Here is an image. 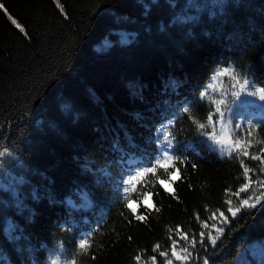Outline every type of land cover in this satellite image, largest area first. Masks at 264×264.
Returning <instances> with one entry per match:
<instances>
[{
	"label": "trees",
	"instance_id": "trees-1",
	"mask_svg": "<svg viewBox=\"0 0 264 264\" xmlns=\"http://www.w3.org/2000/svg\"><path fill=\"white\" fill-rule=\"evenodd\" d=\"M229 66L264 90V0H0V151L10 155L0 163L16 179L0 188V264H135L170 246L169 228L198 235L195 217L226 209L243 169L202 143L182 111L177 154L189 163L178 165L176 199L160 190L161 211L130 223L118 182L154 162L156 128L178 103L192 101L205 122L211 102L199 90ZM253 136L255 154L264 126ZM240 215L190 264H264V206ZM85 236L89 252L77 255Z\"/></svg>",
	"mask_w": 264,
	"mask_h": 264
},
{
	"label": "snow or ice",
	"instance_id": "snow-or-ice-1",
	"mask_svg": "<svg viewBox=\"0 0 264 264\" xmlns=\"http://www.w3.org/2000/svg\"><path fill=\"white\" fill-rule=\"evenodd\" d=\"M57 7L63 12V8L59 3H57ZM8 18L14 26L24 32V29L15 19L11 16ZM225 76L235 81L230 89L232 103L239 100L240 104H243L246 99H241V94L249 97L258 96L259 100L264 102V90L260 87H255L247 77H241L231 66L218 67L211 76V82L199 90V99L211 102L205 122H201L193 115L195 104L192 101H183L182 110L178 103L177 110L172 112L171 118L166 117L165 122L156 128L154 140L156 157L154 162L149 161L150 166L145 165L136 170L134 174L129 173L126 178L122 177L118 182V189L122 186L124 207L130 214V223L132 221L147 223L153 211L156 213L161 211L153 199L154 196L160 195V190L176 199L173 185L183 179V170L178 165L189 163L186 155L177 154L180 151V141L177 136L183 129L176 128V121L180 118L181 111L186 114V119L191 121V126H194L198 136L203 138L202 143L210 142L209 146H215L213 150L219 148L222 155L228 154L231 156L235 154L236 158L240 160V166L243 169L244 182L235 191L231 189L225 190L227 199L224 200V205L227 206L226 209L217 208L211 212L206 221L202 220L198 215L195 217L201 229L198 235L184 231L180 225H177L175 229L169 228L168 232L170 235L168 240L170 241V246L162 250L161 246L156 244L151 249V252L155 255L149 256L147 260L143 259V253L136 254L133 257L135 264H190L194 250L198 245L201 248L209 244L213 248L217 247V241L223 235L225 228L243 219V215H240L241 213L247 215L257 205L264 206V179H253L256 172L245 163V160L248 159L258 161L260 165L259 171L264 174V147H260L255 154L249 150L254 147L252 143L253 134L257 128L264 126V122H249L245 125L244 123L234 122L235 114L233 116L226 115L232 109L228 106L226 93L221 92L216 87L217 82ZM178 86L176 82L172 83L173 88ZM214 93H219V98H213ZM256 143L260 144L261 142L257 140ZM186 147L194 150L192 143H187ZM5 155V151H0V157ZM191 167L196 170L198 165L193 163ZM148 184H151V188L155 189V191L150 190L147 187ZM157 185L159 186L158 188ZM133 193L136 194L135 198L132 197ZM233 198L239 201L235 207L233 206ZM141 207L143 212L140 211ZM91 240V236H85L77 242V255L89 252ZM70 264H75V260L71 261ZM203 264H209L208 260L205 259Z\"/></svg>",
	"mask_w": 264,
	"mask_h": 264
},
{
	"label": "rangeland",
	"instance_id": "rangeland-1",
	"mask_svg": "<svg viewBox=\"0 0 264 264\" xmlns=\"http://www.w3.org/2000/svg\"><path fill=\"white\" fill-rule=\"evenodd\" d=\"M130 41H131V37L129 35L125 33L121 34L122 43H128ZM234 83L235 81H233L230 77L225 76V77H222L219 82H217L216 87L220 89L221 92L226 93V98L228 100V106L232 109V111L226 113V115L233 116V114H235L234 115L235 123H244L245 125H247L251 119L264 115V105H261V104H264V102L260 101L258 96L249 97V96H246L245 94H241V99H246V101L243 104H240L239 100H237L235 103H232L230 89H231V85ZM213 98H219V93H214ZM244 119H246L247 121H244ZM215 151L219 154L220 157L229 156L228 154L222 155L219 148H216ZM9 156H10L9 154H6L5 156H3V158L9 157ZM260 179H264V177ZM14 181H16V179L11 174L9 169L6 167V164L0 163V188L2 189L8 188L9 186L13 184ZM238 203L239 201L233 198V206L235 207L236 205H238ZM256 250H258V247H253L250 249V252H253ZM55 264H61V263L56 262Z\"/></svg>",
	"mask_w": 264,
	"mask_h": 264
}]
</instances>
